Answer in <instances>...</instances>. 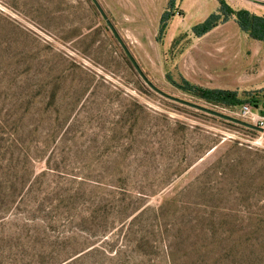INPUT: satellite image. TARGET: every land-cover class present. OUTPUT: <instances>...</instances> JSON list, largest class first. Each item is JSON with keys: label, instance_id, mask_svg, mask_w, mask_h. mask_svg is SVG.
Listing matches in <instances>:
<instances>
[{"label": "rangeland", "instance_id": "1", "mask_svg": "<svg viewBox=\"0 0 264 264\" xmlns=\"http://www.w3.org/2000/svg\"><path fill=\"white\" fill-rule=\"evenodd\" d=\"M97 1L154 86L254 124L175 84L264 95L263 41L193 33L219 0ZM212 116L149 87L91 0H0V264H264V134Z\"/></svg>", "mask_w": 264, "mask_h": 264}, {"label": "trees", "instance_id": "2", "mask_svg": "<svg viewBox=\"0 0 264 264\" xmlns=\"http://www.w3.org/2000/svg\"><path fill=\"white\" fill-rule=\"evenodd\" d=\"M169 7H172V5ZM212 15L216 20L209 19L205 26H202V28L194 29L193 33L195 34V37H201L207 32H209L211 29L215 28L217 25L221 23H225L231 18H234L240 30L246 33L249 37L264 42V14L259 16V15L251 14L245 10L235 11L231 9L229 6H227L222 0H219V7L217 11ZM170 16H171L170 13L166 11L163 12V14L161 15L158 32L156 36L157 39L163 35L168 20L170 19ZM181 40L182 38L173 40L171 42L170 47L174 48L179 44ZM165 77L171 80V76H169L167 73L165 74ZM175 84L179 88L211 103H221L226 106H240L244 102L250 103L251 105H255L258 102V99L255 98L253 95L251 96L248 95L246 96V98H239L237 92L235 91L203 88L191 84L190 82L184 79L180 80L179 84L177 83ZM262 98L264 99V95H262ZM212 115H213L212 117H215L214 114ZM218 119L221 121L224 120L226 121L227 118L220 117ZM237 126L250 133H257V130L252 129L247 125L245 126L237 125Z\"/></svg>", "mask_w": 264, "mask_h": 264}, {"label": "water", "instance_id": "3", "mask_svg": "<svg viewBox=\"0 0 264 264\" xmlns=\"http://www.w3.org/2000/svg\"><path fill=\"white\" fill-rule=\"evenodd\" d=\"M91 2L94 4V6L96 7V9L98 10V12L100 13V15L102 16V18L105 20V22L107 23L108 27L110 28L112 34L115 36V38L118 40L122 50L124 51V53L127 55L128 59L130 60V62L132 63V65L135 67V69L138 71L140 77L143 79V81L149 86L151 87L155 92L159 93L160 95L168 98V99H172V100H175V101H179L181 103H185V104H189V105H192L198 109H201V110H204L208 113H212L218 117H223V118H227L228 120H234V121H237L238 123L242 124V125H247L249 126L250 128L252 129H255L261 133L264 134V128L262 127H259L255 124H250V123H247L243 120H239V119H235L233 117H230V116H227V115H224L220 112H216L214 110H211V109H208V108H205L203 106H199V105H195V104H191L187 101H183L181 99H178L174 96H171L165 92H163L162 90H160L159 88H157L156 86H154L150 81L149 79L146 77V75L142 72V70L140 69V67L137 65L135 59L133 58V56L131 55L130 51L128 50L127 46L124 44V42L122 41V39L120 38V36L117 34L114 26L112 25V23L110 22V20L108 19L106 13L104 12V10L102 9V7L100 6L99 2L97 0H91Z\"/></svg>", "mask_w": 264, "mask_h": 264}, {"label": "built area", "instance_id": "4", "mask_svg": "<svg viewBox=\"0 0 264 264\" xmlns=\"http://www.w3.org/2000/svg\"><path fill=\"white\" fill-rule=\"evenodd\" d=\"M238 116L247 119L254 123L255 125L264 128V120L260 118H255L252 113V106L250 103L244 102L238 108Z\"/></svg>", "mask_w": 264, "mask_h": 264}, {"label": "crops", "instance_id": "5", "mask_svg": "<svg viewBox=\"0 0 264 264\" xmlns=\"http://www.w3.org/2000/svg\"><path fill=\"white\" fill-rule=\"evenodd\" d=\"M212 30V29H211ZM252 113L255 118H260L264 120V99H258V102L255 105H251Z\"/></svg>", "mask_w": 264, "mask_h": 264}]
</instances>
